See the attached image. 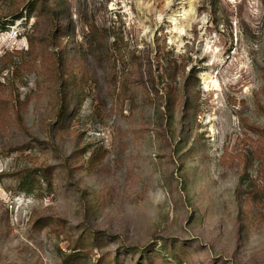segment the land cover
I'll return each instance as SVG.
<instances>
[{
  "label": "rangeland",
  "instance_id": "374dc122",
  "mask_svg": "<svg viewBox=\"0 0 264 264\" xmlns=\"http://www.w3.org/2000/svg\"><path fill=\"white\" fill-rule=\"evenodd\" d=\"M0 26V264H264V0H0Z\"/></svg>",
  "mask_w": 264,
  "mask_h": 264
},
{
  "label": "bare ground",
  "instance_id": "6f19581e",
  "mask_svg": "<svg viewBox=\"0 0 264 264\" xmlns=\"http://www.w3.org/2000/svg\"><path fill=\"white\" fill-rule=\"evenodd\" d=\"M206 81H208L207 83L209 84V86H207L208 91H209V90H215V89H216L217 85H216L215 83H213V84L211 85V83L209 82V80L204 79V82H206Z\"/></svg>",
  "mask_w": 264,
  "mask_h": 264
},
{
  "label": "trees",
  "instance_id": "16d2710c",
  "mask_svg": "<svg viewBox=\"0 0 264 264\" xmlns=\"http://www.w3.org/2000/svg\"><path fill=\"white\" fill-rule=\"evenodd\" d=\"M3 29H4V27H3V26H0V30L3 31ZM22 190H23L25 193H29V190H28L26 187H24V186H22Z\"/></svg>",
  "mask_w": 264,
  "mask_h": 264
}]
</instances>
